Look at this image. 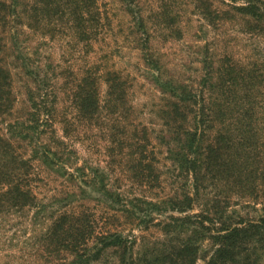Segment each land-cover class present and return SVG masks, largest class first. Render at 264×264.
<instances>
[{
  "label": "trees",
  "instance_id": "1",
  "mask_svg": "<svg viewBox=\"0 0 264 264\" xmlns=\"http://www.w3.org/2000/svg\"><path fill=\"white\" fill-rule=\"evenodd\" d=\"M40 2L42 6L34 8L38 12L36 19L63 11L72 21L78 42L93 44L97 40L103 28L97 0ZM22 3L23 0H0V120L13 108L11 73L5 53L14 49L20 54L23 45L19 31L7 26L15 21L21 23L23 16H27ZM230 7L238 17L246 19L250 32L264 39V0H246ZM207 8L211 6L202 13L206 20L213 22L211 14L219 18L216 11L212 13ZM143 55L148 61L147 46ZM148 62L157 71L155 83L164 99L155 138L164 147L167 167L172 166L173 170L170 173L179 179L172 193L162 200L163 205L147 200L141 193L136 195L138 186L163 190L164 178L157 156L160 152L154 145L149 151L144 127L130 134L121 129V112L128 108L124 78L116 70H106V89L101 99L99 75L90 67L81 70L72 83L63 82L65 77L55 73L51 82L41 87L37 83L44 77L22 64L26 74L34 75L30 78L36 85L28 89L32 109L29 125L8 121L4 131L0 130V214L34 206L40 179L37 165L49 171L59 166L71 175L73 187L80 189L82 181L86 189L92 188V192L102 195L104 206L99 213L97 208L71 200L46 215L48 225L35 250L41 254L40 259L67 255V264H87L108 252L122 255L123 262L125 250H133L139 243L148 244L143 235L127 237L110 221L119 217L136 220L140 215L137 224L146 222L139 228L141 231L147 223L159 231L152 236V264H196L203 243L204 264H258L264 252V83L259 66L228 53L216 59L208 53L201 59L198 86L191 87L173 78H163L158 59ZM59 82L67 89L69 105V115L61 123L62 136L56 135L51 123L60 104L65 103L56 88ZM103 118L107 127L99 128V138L97 133H91L86 145L103 155L106 169L113 162L122 165L123 159L126 161L124 176L115 178L116 183L111 177L107 181L88 179L85 164L74 167L78 175L74 177L68 169L75 163H67L65 157L70 151L67 148L73 146L69 127L76 121L86 123ZM42 134L48 136V141L41 139ZM19 142L31 143V153L25 156ZM120 180L133 191L130 208L116 190ZM80 190L86 194L83 188ZM95 199L99 201L98 197ZM233 199L244 213L229 209ZM144 203L151 205L152 210L144 212L140 207ZM257 204H261L262 213L250 215L258 213ZM195 207L197 211L192 212ZM130 259L128 264H138L134 257Z\"/></svg>",
  "mask_w": 264,
  "mask_h": 264
},
{
  "label": "rangeland",
  "instance_id": "2",
  "mask_svg": "<svg viewBox=\"0 0 264 264\" xmlns=\"http://www.w3.org/2000/svg\"><path fill=\"white\" fill-rule=\"evenodd\" d=\"M125 1L128 0H97L103 28L97 40L89 44L81 40L78 42V38L74 37L72 21L63 11L36 19L35 14L37 15L38 12L34 8L42 6L40 0H23L22 4L27 16H23L21 23L15 21L7 26V29L16 28L19 31L23 45L20 47L23 51L19 54L13 49V52L8 50L5 53V61L11 73L14 101L11 113L4 117V120H0V130L4 131L8 121L11 124L23 123V126L30 123L32 109L28 100V89H33L36 83L31 79L33 74L28 75L24 72L23 65L44 77L43 81L37 83L41 87L49 84L55 73L58 75L61 73L65 77L63 82L72 83L81 70L90 67L97 71L96 75H99L98 91L101 99L104 98L106 89L103 79L105 71L116 70L126 81L128 108L127 111L121 112V129L130 134V131L139 132L144 127L149 140V151H152L154 145L155 150L160 152H157V156L160 158V170L164 178L163 190L138 186L136 195L140 196L141 193L147 200L152 202L153 199V202L161 206L162 200L172 193L179 179L174 177L175 174L170 173V170L172 172L173 170L172 166L167 167L169 161L165 159L164 147L158 145L155 138L154 129L157 130L161 123L159 116L164 99L155 83L157 71L152 69V63L148 61H153L154 58L160 61L159 72L163 78H173L181 84L197 87V81L202 74L201 59H204L208 53H211L214 59L228 53L234 58L256 63L262 75L261 81L264 83V39L250 32L246 19L238 17L230 7L246 0H129L128 3ZM208 5L211 8L207 9L219 14V18L211 14V17H214L213 22L206 20L202 14L204 11L206 13L205 8ZM146 46L149 49V55H145L148 61L143 57ZM56 88L65 103L60 104L56 119L51 123L56 135L62 136V119L69 115L67 89L61 82L57 83ZM105 124L106 120L103 118L86 123L76 121L69 127L71 133L69 141L73 146L67 148L70 151L65 157L67 163L72 165L75 163V166L68 169L74 177H78L74 167L82 164L86 165H84L85 174L88 179L107 181L111 177L114 182L115 178L124 176L126 170L124 159L122 165L113 162L106 169L102 160L103 155L89 150L86 145L91 133H97L99 138V128L107 127ZM41 139L46 141L48 136L42 134ZM30 145L32 144L19 142V148L24 151L25 156L31 153ZM37 169L40 179L37 180L38 200L36 199L35 205L21 210L11 209L0 214V264H48L53 260L52 264H67L69 260L67 255H56L53 260H48L45 256L40 259L41 254L35 251L40 246L48 225L46 215L58 208L61 209V205L71 200L97 208L99 213L104 206V197L92 192V188L86 189L82 181L79 180L80 189L83 188L86 194L78 187H73L71 175L66 174L63 167L58 166L55 170L49 171L38 164ZM117 183H120L117 192L126 202L125 205L130 208L129 198L133 197V191L123 180ZM235 203L237 201L233 199L229 209H235L240 214L244 213L240 204ZM140 207L144 212L152 210V206L145 203ZM256 208L258 213L250 212V215L256 216L262 213L261 204H257ZM197 209L195 207L192 212ZM141 217L138 215L136 220L131 218L130 221L119 217L111 219L110 223L127 237L143 235L148 245L139 243L133 250H125L123 262L122 255L105 252L101 253L98 260H89L87 264L110 262L128 264L131 257H134L138 264H145L143 260L152 264V236L158 235L159 231L156 227H152V223H147V228L141 231L139 228L146 224V222L137 224ZM204 244H201L200 258L196 264H204L202 259ZM258 264H264V252L260 254Z\"/></svg>",
  "mask_w": 264,
  "mask_h": 264
}]
</instances>
